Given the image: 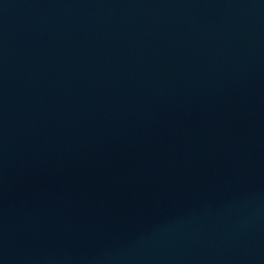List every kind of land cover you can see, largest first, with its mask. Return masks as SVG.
Here are the masks:
<instances>
[{"label": "water", "instance_id": "1", "mask_svg": "<svg viewBox=\"0 0 264 264\" xmlns=\"http://www.w3.org/2000/svg\"><path fill=\"white\" fill-rule=\"evenodd\" d=\"M0 264H264V0H0Z\"/></svg>", "mask_w": 264, "mask_h": 264}]
</instances>
